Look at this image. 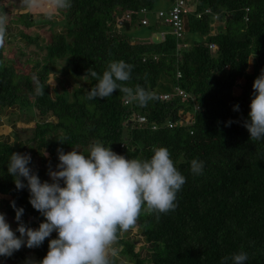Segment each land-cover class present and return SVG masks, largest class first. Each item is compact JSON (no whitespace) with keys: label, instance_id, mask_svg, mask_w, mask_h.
Returning a JSON list of instances; mask_svg holds the SVG:
<instances>
[{"label":"trees","instance_id":"obj_1","mask_svg":"<svg viewBox=\"0 0 264 264\" xmlns=\"http://www.w3.org/2000/svg\"><path fill=\"white\" fill-rule=\"evenodd\" d=\"M185 1L188 12L182 15L180 37L171 24L155 19L164 10L156 9L159 2L171 8L176 0H71L70 8H58L61 18L54 20L21 13L28 7L24 0L0 5L10 30L0 48V108H13L24 122H35L34 127L16 126L13 143L0 142V194L10 196L0 201V209L14 231L18 224L11 201L24 209L22 220L29 227L38 228L44 217L29 203L28 189L17 190L7 172L12 152L43 161L45 150L58 164V148L88 155L97 141L128 159H149L155 148L166 147L186 177L178 207L159 220L142 212L136 226L119 233L113 264H125L117 254L127 264H221L240 251L248 255L245 264H264V141L251 140L243 126L253 81L264 70V0ZM143 8L149 12L148 25L141 24ZM128 12L131 19L118 28V17ZM46 24L47 42L28 30ZM133 25L157 39H134L129 33ZM11 38L20 39L17 58L8 47ZM30 46L44 55L35 57L39 55ZM112 60L133 65L128 87L139 85L157 98L144 107L125 105L117 90L105 99L87 100L86 90L98 82L85 75L87 69L102 75ZM34 77L44 86L43 95L37 93ZM177 89L188 98H161ZM237 104L239 111H234ZM138 115L147 121H135ZM183 115L192 121L166 125ZM48 117L52 120L46 122ZM229 120L235 122L226 126ZM193 159L204 162L201 175L192 174ZM37 174L49 181L47 169ZM56 236L53 232L38 248L22 246L11 257L0 256V264L38 262Z\"/></svg>","mask_w":264,"mask_h":264},{"label":"clouds","instance_id":"obj_2","mask_svg":"<svg viewBox=\"0 0 264 264\" xmlns=\"http://www.w3.org/2000/svg\"><path fill=\"white\" fill-rule=\"evenodd\" d=\"M24 2L29 8L39 6V0ZM52 3L59 9L72 6L71 0ZM7 27V15L0 14V48L5 45ZM132 69L133 65L123 60L109 61L102 75L88 68L85 75L98 82L86 90L85 98L105 99L119 90L126 102L147 106L157 97L139 85H126ZM34 80L37 93L43 95L44 86L38 78ZM252 88L250 112L243 126L251 140L264 141V70L254 79ZM233 110L239 111V105ZM234 122L229 120L226 126ZM43 155L47 157L48 153L44 150ZM57 155L55 170L51 165L48 168L51 182H42L30 167V153H11L7 172L17 190L28 189L29 203L44 220L38 228L29 227L22 220L24 209L11 201L18 226L14 231L6 214L0 212V256L11 257L22 246L38 248L56 232V238L48 240L44 258L29 264H113L119 233L136 226L142 212L154 214L159 220L161 214L174 211L178 207L177 194L186 183L166 147L155 148L149 159H128L97 141L90 145L88 155L76 149L64 152L62 148L57 149ZM190 167L193 175H201L204 162L193 159ZM229 260L245 264L248 255L240 251L224 257L221 264Z\"/></svg>","mask_w":264,"mask_h":264},{"label":"rangeland","instance_id":"obj_3","mask_svg":"<svg viewBox=\"0 0 264 264\" xmlns=\"http://www.w3.org/2000/svg\"><path fill=\"white\" fill-rule=\"evenodd\" d=\"M52 6V8H48L47 6ZM170 4L166 3V2H159L158 5L156 6V9H164V10H167V8H170ZM27 9H22L21 11L23 12H31L32 14H34L35 16H37V18H40L42 20H44L45 18H48L50 20H54L55 18H61L60 17V14L57 12L58 8L52 3V0H39V6L37 7H32V8H29V7H26ZM14 13L17 12V10L13 9ZM20 11V10H19ZM22 13V12H21ZM12 29V34H15V29L14 27L11 28ZM29 32L31 34H34V33H39L41 34V36L43 38H45L44 42H47L49 40V33H50V25L49 24H46V25H40V26H34L30 29H28ZM8 33V32H7ZM129 33L133 36L134 39L136 40H144V39H157V35L156 34H152L151 36H149L147 34V32H145L144 28L143 27H140L138 25H133L131 30L129 31ZM8 35H7V38H6V41L5 42H8ZM12 40V41H11ZM10 42H9V45L8 43L6 45H8V47L11 48V51L13 50V53L15 54V57L17 58L18 56V53L16 52V48H17V43H19V38H11ZM32 50L34 52H36V54H38L39 56H36L35 57H39L41 58L45 51H37L35 46H30L29 48V51ZM27 52V51H26ZM28 53V52H27ZM26 57H29V54H26ZM26 59V58H22V61ZM49 83L52 87H55L57 86V82L56 80L51 76L50 80H49ZM37 112V111H36ZM23 115L22 113H16L15 116H10L8 118V120L10 119V121H17V127L19 128H28V127H34L35 126V122H31V123H26L24 122V120L22 119ZM4 120H7V118H4ZM49 120H52V118L48 117L47 121L48 122ZM9 121V122H10ZM2 131V130H0ZM2 134H3V131H2ZM13 134V132H12ZM15 139V138H14ZM31 155V154H30ZM44 160H45V163L40 166L39 168H37V166L35 165V161H32L30 167L33 168L34 171H38V169L40 170H46L48 171V168H49V165H50V162H53V159L51 158V156H48L45 157L44 156ZM52 168L55 169L56 168V165L57 163L56 162H53L52 163ZM47 179L49 180V182H51V179L50 177L47 175ZM136 229L134 228V233H136ZM139 244V243H138ZM114 247H118V244L116 243L114 245ZM137 249H139V246L136 247ZM117 257L119 260L123 261L125 264L127 262L126 258L120 256L119 254H117Z\"/></svg>","mask_w":264,"mask_h":264},{"label":"built area","instance_id":"obj_4","mask_svg":"<svg viewBox=\"0 0 264 264\" xmlns=\"http://www.w3.org/2000/svg\"><path fill=\"white\" fill-rule=\"evenodd\" d=\"M7 4V0H0V5H5ZM188 12V5L187 2L185 0H176V2L174 3V5L169 9V10H159L156 12L155 14V19L156 20H162L165 21L166 23H169L173 26L174 32L176 33L177 37H180L182 35V31H183V21H182V15L183 13H187ZM209 12V11H207ZM140 13L142 14V18H141V24L142 25H148L149 24V18H148V10L143 8L140 10ZM132 13L128 12L125 15H121V17H118V24L117 27L121 28L122 25L125 22H128L131 19ZM214 19H216V17L214 16ZM180 76V75H178ZM181 95L185 98H188V95H186L187 93H185L182 90L177 89L176 93H164L161 98L163 100H170L173 97H175L176 95ZM130 104L129 102H126L125 100V105ZM135 121L139 122V123H145L147 121V118L145 116L142 115H138L137 117H135ZM182 121L188 123L191 122V116H182L181 120L178 121H167L166 125L169 128H173L174 126H177L179 124H182ZM152 129H157V126H153ZM147 264V263H146Z\"/></svg>","mask_w":264,"mask_h":264},{"label":"crops","instance_id":"obj_5","mask_svg":"<svg viewBox=\"0 0 264 264\" xmlns=\"http://www.w3.org/2000/svg\"><path fill=\"white\" fill-rule=\"evenodd\" d=\"M27 9V8H25ZM24 9V10H25ZM22 13H26L21 11ZM10 30L7 28V32H9ZM16 112L13 108L7 107V108H0V142H11L13 143L15 141L14 137H13V130L15 129V127L17 126V121H10V119L8 120V118L10 116H15ZM4 118H7V120H4ZM10 121V122H9ZM32 161H35V165L37 166V168H39L40 166H42L45 163V160L42 161V159L40 157H34L31 156ZM55 170V169H54ZM10 199L9 195H3L0 194V201L2 200H8ZM0 212H3L2 209H0Z\"/></svg>","mask_w":264,"mask_h":264},{"label":"water","instance_id":"obj_6","mask_svg":"<svg viewBox=\"0 0 264 264\" xmlns=\"http://www.w3.org/2000/svg\"><path fill=\"white\" fill-rule=\"evenodd\" d=\"M120 17H121V16H120ZM125 26H126V28H128V29H129V27H130L129 23H126Z\"/></svg>","mask_w":264,"mask_h":264}]
</instances>
